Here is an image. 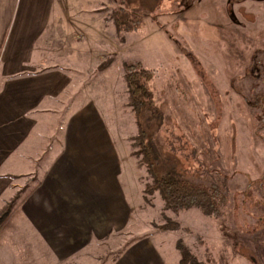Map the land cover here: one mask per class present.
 I'll list each match as a JSON object with an SVG mask.
<instances>
[{"label": "rangeland", "instance_id": "1", "mask_svg": "<svg viewBox=\"0 0 264 264\" xmlns=\"http://www.w3.org/2000/svg\"><path fill=\"white\" fill-rule=\"evenodd\" d=\"M56 3L69 19L53 31H59L57 54L73 71L80 63L88 73L94 68L90 77H78L89 81L119 149L133 207L130 234L115 250L95 247L94 253L104 252L99 262L68 264H112L125 245L141 238L154 243L166 264H180L178 240L202 264H264V0ZM115 19L123 24L120 33ZM108 58V68L97 72ZM132 61L154 73L151 102L140 116L145 145L157 155L154 170L161 176L174 170L197 187L213 189L211 216L194 209L173 216L163 213L158 196L144 201L150 178L140 159L130 156L137 128L122 78L124 63ZM58 124L51 123V131L58 133ZM36 183L37 177L21 182L18 196ZM167 218L178 223L177 232L160 230Z\"/></svg>", "mask_w": 264, "mask_h": 264}, {"label": "crops", "instance_id": "2", "mask_svg": "<svg viewBox=\"0 0 264 264\" xmlns=\"http://www.w3.org/2000/svg\"><path fill=\"white\" fill-rule=\"evenodd\" d=\"M56 2L0 0V215L14 201L0 222V264L99 262L104 252L92 249L115 250L133 224L119 149L78 77L94 68L73 71L57 54L53 31L69 19ZM153 244H124L112 264H166Z\"/></svg>", "mask_w": 264, "mask_h": 264}, {"label": "trees", "instance_id": "3", "mask_svg": "<svg viewBox=\"0 0 264 264\" xmlns=\"http://www.w3.org/2000/svg\"><path fill=\"white\" fill-rule=\"evenodd\" d=\"M123 24L118 20H114V26L117 33L122 32ZM112 59L103 61L98 67L97 72H102L108 68ZM154 73L151 70L145 69L139 61L124 63L122 68V78L125 83L128 101L127 107L134 113L137 135L130 137V156L140 159L138 162L139 168L146 167V173L150 178V182L146 183L143 190V199L148 202V199L158 196L163 205V213L169 212L173 216H177L180 212L188 210H198L203 216H211L213 214L216 202L211 195L213 189H205L197 187L187 180H183L174 170L167 172L165 175H159L154 170L153 160L157 158L155 151L151 153L145 145L148 138L147 133L143 130V125L140 121L142 112L146 111L147 104L151 102V93L148 89V83L152 80ZM150 119H154L155 112ZM10 204V209L13 207ZM10 211V210H8ZM7 212V211H6ZM3 212L0 215V222L8 215ZM169 225L165 224L160 230L177 232L179 229L178 223L167 218ZM176 250L180 256V264H202L196 256H194L181 240L176 244Z\"/></svg>", "mask_w": 264, "mask_h": 264}]
</instances>
